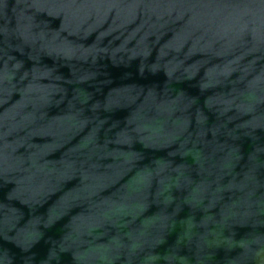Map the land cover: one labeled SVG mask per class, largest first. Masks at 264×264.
Here are the masks:
<instances>
[{"label":"clouds","instance_id":"9594fccd","mask_svg":"<svg viewBox=\"0 0 264 264\" xmlns=\"http://www.w3.org/2000/svg\"><path fill=\"white\" fill-rule=\"evenodd\" d=\"M41 15L59 19V27L53 30L48 21L38 22ZM0 21V178L14 182L17 192L25 193L30 200L44 190H58L79 174L81 181L89 183L72 192L78 193L77 200L90 198L97 191L90 171L96 167L92 157L113 144L118 147L105 154L118 157L120 164L111 182L131 175L121 185L128 194L119 202L113 201L109 210L129 216L125 223L131 224L146 211L150 196L151 202L162 203L167 209L175 199L173 188L187 190L172 212L161 210L127 234L132 240L127 246L129 255L135 249H151L162 243L166 232L178 223L181 203L202 215L199 221L191 215L179 221L183 231L176 237L177 245L195 234L198 248L222 244L231 248L234 226L264 224L257 218L264 214V192L255 201L250 199L264 188V181L255 174L264 166L257 159L264 147L248 154L246 165L241 166L247 170L239 183H234L233 172L245 159L236 141L241 137L258 139L257 130L264 131V112L257 111L264 103V0H12L11 5L9 0H0ZM13 53L32 61L33 68L24 71V59H17ZM41 56L51 58L53 64L41 66ZM105 58L113 66L124 68L137 61L139 76L147 70L152 76L162 73L165 79L159 85L113 86L107 73L100 71L98 62ZM64 67L67 76L59 71ZM201 69L203 77L195 85L201 94L210 88L229 89L227 93L215 92L211 99L205 97L202 105L197 96L174 86L193 80ZM234 73L237 75L232 79ZM130 76L125 73V78ZM53 108L57 111L50 114ZM118 109L127 110L122 122H109L108 115H101ZM205 110L215 117L211 124ZM102 131L103 145L98 143ZM209 132L211 140L206 139ZM38 135L52 136L54 141L44 146L31 143ZM135 142L144 148L166 150L168 157L191 156L198 174L213 179L193 183L187 174L188 165H173L163 158H156L151 166L143 165V155L132 147ZM48 145V150L41 153V148ZM21 147L25 152L17 155ZM61 148L64 152L59 161L43 160ZM161 159L167 163H157ZM209 160L212 163L206 168ZM225 176L232 179L222 184ZM232 189L243 191L244 197L221 204L219 213L214 214L211 210L223 200V193ZM15 196L16 192L9 193L8 199ZM253 204L260 211H252ZM193 229L201 231L194 233ZM0 237L20 250L19 264H33L31 243L7 217L0 220ZM78 242L79 237L74 235L57 244L49 264L58 260L57 249L64 252ZM239 243L252 258L264 251V247L250 248V244L264 245V236ZM122 247L119 238L111 246L117 256ZM104 251L109 248L105 246ZM95 255L94 250L73 252L74 259L83 261ZM158 258L149 255L146 262ZM163 259L167 264L184 261L175 252ZM0 264H17L15 254L0 249ZM260 264H264V257Z\"/></svg>","mask_w":264,"mask_h":264},{"label":"water","instance_id":"95a60500","mask_svg":"<svg viewBox=\"0 0 264 264\" xmlns=\"http://www.w3.org/2000/svg\"><path fill=\"white\" fill-rule=\"evenodd\" d=\"M204 3H221V2H238V0H201ZM12 0H9L11 5ZM14 3V0H13ZM11 16V13H8ZM113 13H109V19ZM187 14L185 19H187ZM46 20L49 22L51 29L59 27V19L51 20L50 17L38 16L37 21ZM2 23V21H0ZM11 23L15 25V18L11 19ZM107 23L105 24V27ZM95 34H93L94 36ZM171 35V33H169ZM167 38V37H165ZM92 37L89 38L90 42ZM105 38V43L107 42ZM118 43V41L116 42ZM27 51V49H26ZM17 56V59H24L23 66L24 71H30L33 68L32 61H29L26 57H21L19 53H13ZM155 55V53H153ZM193 60L198 57H193ZM101 67L100 71L107 73V77L112 80L113 86H118L127 83H136L138 85L151 86L153 84L159 85L165 77L162 73H157L152 76L145 71L143 77L138 75L137 61H133L129 68L123 66H113L106 58L103 61L98 62ZM53 61L47 56L40 57L41 66H51ZM59 71L67 76L68 69L66 67L60 68ZM203 69L196 75L193 80H183L176 83L174 86L177 89H183L188 95L197 96L198 102L202 105L205 97L213 95L215 92L224 91L228 92V87L223 89H208L203 94L195 85L197 81L203 77ZM125 73H131V76L125 78ZM237 73H234L232 79H235ZM47 83V81H41ZM242 87V85H241ZM17 96L14 94L13 99ZM7 105H5L6 107ZM3 108H0L2 111ZM55 108L50 110V114L55 113ZM207 112V110H205ZM258 112H264V103H261L257 109ZM209 116V124H211L215 117L211 112H207ZM101 115H108L109 122L123 121L127 115V110L118 109L110 114L101 113ZM248 117L245 116L244 119ZM231 126V125H229ZM107 127V125H105ZM191 130V126H190ZM111 136V133H109ZM256 136L258 139H250L248 137H241L236 143L240 147V151L244 156V160L240 162L233 170L235 173L234 183H239L243 179V172L246 171V167L242 168V165H246L247 157L249 153H252L257 147H264V131L257 130ZM79 137H77L78 139ZM212 136L209 132L206 139L211 140ZM9 140L12 137H8ZM222 139V138H221ZM54 137L52 136H34L31 139V143L36 145H46V143H52ZM76 141L73 140L72 143ZM104 133L100 134L98 143L103 145ZM48 146L41 148V153L48 150ZM67 147V145L65 146ZM114 147H118L113 144H108L107 149L101 148L99 154L92 157L91 163L96 167L91 169L92 175L95 177V183L97 185L96 194L90 198L76 199L78 193L72 192V190L82 187L84 183L89 181H81L79 174L70 180L60 185L56 191L44 190L37 194L34 198L29 200V197L23 192H17V185L11 181H5L0 178V220L5 217L13 224L14 228L21 232L26 240H28L32 248L30 253L34 255L33 264H49L50 256L52 255V248H55L57 244L62 243L66 238L70 236H78L79 242L76 246L69 248L67 251L58 252V260L53 259L50 264H167L163 259L164 256L170 255L175 252L177 258L183 257V264H260L261 258L264 257V251H261L260 256L252 258L251 252L240 246L241 241L250 242L255 236H264V224L252 227L250 224L245 226H234L231 230L232 240L234 244L231 248L226 245H220L212 248H198L197 236L194 234L191 239H183L179 245L176 244V237L183 231V225L179 223L180 220L187 217L194 216L195 221H199L202 213L198 210L191 209L188 205L181 203V208L176 215L178 223L176 226L168 230L165 234L164 241L155 247L149 249L147 247L143 249H135L130 255L128 245L132 243L127 235L132 229L139 227L141 221L149 216L159 213L161 210L172 212L173 208L178 201H182L187 194V190L183 187L179 190L173 188L171 190L173 197L175 198L173 203L170 204L167 209H164L162 203H153L152 197H149V206L141 216L137 217L131 224L125 223L130 220L129 216L118 215L114 210L110 211V206L113 201L119 202L121 198L127 195V190L122 188L128 176L125 175L116 183H112V177L118 170L120 159L111 155H106L107 151H110ZM122 147V146H120ZM133 149L140 152L143 155L141 164L151 166V162L156 158H163L171 160L173 165L186 164L189 166L188 175L192 179L193 183L199 182L201 179L207 178L212 180L213 176H207L205 173H199L197 166L193 163L192 157L187 156L183 159L181 157H168L166 150H154L151 148H144L141 143L135 142L132 145ZM206 152L210 149H205ZM23 147L17 150V155L24 153ZM64 148L50 152L43 157V160L47 161H59L61 159ZM215 157H213V160ZM258 162L264 165V153L258 154ZM157 163L163 165L167 161L160 160ZM212 163L211 160L205 162L207 168ZM256 176L259 180L264 181V166L256 169ZM232 179V176H225L221 181L222 184H227ZM156 183L153 181V187L151 191H155ZM16 192V196L9 200L8 194ZM264 192V188L258 189L250 199L255 201ZM244 192L232 189L231 191H225L223 193V200L217 204L211 211L214 214H218L221 204H229L233 201L242 199ZM25 200H29L25 203ZM252 211L258 212L260 209L253 204ZM264 220V214L257 217ZM201 229H193L194 233H198ZM225 235H229L226 231ZM116 238H119L120 243L124 246L119 250L118 256L111 248ZM105 246L109 248V251L105 252ZM257 247H264V245L250 244V248L255 249ZM7 248L10 254H15L16 262L19 264V257L21 256L20 250L10 242L3 240L0 237V249ZM79 250L80 252H88L89 250L96 251V255L87 261L76 260L73 258V252ZM23 255H28L27 253ZM149 255H155L159 257L155 261L146 262V258ZM173 264H181V261L177 259Z\"/></svg>","mask_w":264,"mask_h":264}]
</instances>
